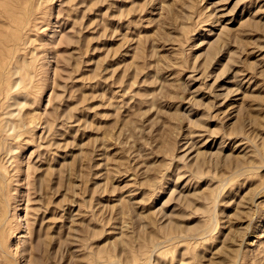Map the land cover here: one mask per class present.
Returning <instances> with one entry per match:
<instances>
[{
    "label": "rangeland",
    "instance_id": "374dc122",
    "mask_svg": "<svg viewBox=\"0 0 264 264\" xmlns=\"http://www.w3.org/2000/svg\"><path fill=\"white\" fill-rule=\"evenodd\" d=\"M0 264H264V0H0Z\"/></svg>",
    "mask_w": 264,
    "mask_h": 264
},
{
    "label": "bare ground",
    "instance_id": "6f19581e",
    "mask_svg": "<svg viewBox=\"0 0 264 264\" xmlns=\"http://www.w3.org/2000/svg\"><path fill=\"white\" fill-rule=\"evenodd\" d=\"M4 96V95H3ZM14 98V97H13ZM8 101V100H7ZM9 104H11L10 102H9ZM2 199H3V197H2Z\"/></svg>",
    "mask_w": 264,
    "mask_h": 264
}]
</instances>
